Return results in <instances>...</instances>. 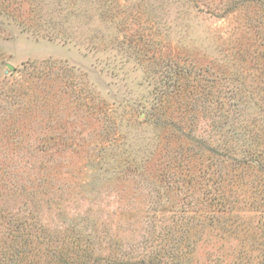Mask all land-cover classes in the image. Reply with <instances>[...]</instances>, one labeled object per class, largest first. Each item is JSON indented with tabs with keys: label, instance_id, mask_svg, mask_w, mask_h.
Masks as SVG:
<instances>
[{
	"label": "rangeland",
	"instance_id": "374dc122",
	"mask_svg": "<svg viewBox=\"0 0 264 264\" xmlns=\"http://www.w3.org/2000/svg\"><path fill=\"white\" fill-rule=\"evenodd\" d=\"M264 264V0H0V264Z\"/></svg>",
	"mask_w": 264,
	"mask_h": 264
},
{
	"label": "trees",
	"instance_id": "16d2710c",
	"mask_svg": "<svg viewBox=\"0 0 264 264\" xmlns=\"http://www.w3.org/2000/svg\"><path fill=\"white\" fill-rule=\"evenodd\" d=\"M60 263H61V264H67V262H66V261H61Z\"/></svg>",
	"mask_w": 264,
	"mask_h": 264
}]
</instances>
